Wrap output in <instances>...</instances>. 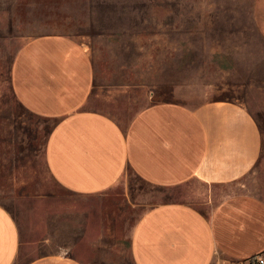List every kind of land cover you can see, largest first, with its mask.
<instances>
[{
  "label": "rangeland",
  "instance_id": "1",
  "mask_svg": "<svg viewBox=\"0 0 264 264\" xmlns=\"http://www.w3.org/2000/svg\"><path fill=\"white\" fill-rule=\"evenodd\" d=\"M259 0H0V205L21 229L16 264L64 254L85 264H135V227L150 209L186 203L206 215L222 197L264 198V144L255 172L235 186L194 179L159 187L131 169L81 195L51 175L46 151L57 121L26 109L12 70L30 40L65 35L85 44L95 70L84 108L126 130L152 104L241 103L264 137V40Z\"/></svg>",
  "mask_w": 264,
  "mask_h": 264
},
{
  "label": "crops",
  "instance_id": "2",
  "mask_svg": "<svg viewBox=\"0 0 264 264\" xmlns=\"http://www.w3.org/2000/svg\"><path fill=\"white\" fill-rule=\"evenodd\" d=\"M257 20L264 40V0H259ZM94 78L85 44L65 35L30 40L13 65L12 86L19 102L57 121L46 158L63 188L95 194L129 169L164 188L194 179L235 186L259 165L263 133L243 104L156 103L124 130L106 115L84 108ZM22 246L18 222L0 205V264H16ZM131 251L135 264H251L264 256V198L250 191L230 193L208 215L186 203L159 205L138 222ZM28 264L85 263L56 254Z\"/></svg>",
  "mask_w": 264,
  "mask_h": 264
},
{
  "label": "built area",
  "instance_id": "3",
  "mask_svg": "<svg viewBox=\"0 0 264 264\" xmlns=\"http://www.w3.org/2000/svg\"><path fill=\"white\" fill-rule=\"evenodd\" d=\"M251 264H264V256H258L251 261Z\"/></svg>",
  "mask_w": 264,
  "mask_h": 264
}]
</instances>
